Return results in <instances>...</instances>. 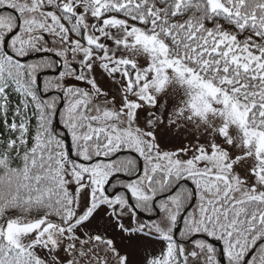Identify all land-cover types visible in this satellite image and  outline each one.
Segmentation results:
<instances>
[{"label": "snow or ice", "instance_id": "6c2138e0", "mask_svg": "<svg viewBox=\"0 0 264 264\" xmlns=\"http://www.w3.org/2000/svg\"><path fill=\"white\" fill-rule=\"evenodd\" d=\"M0 264H264V0H0Z\"/></svg>", "mask_w": 264, "mask_h": 264}]
</instances>
